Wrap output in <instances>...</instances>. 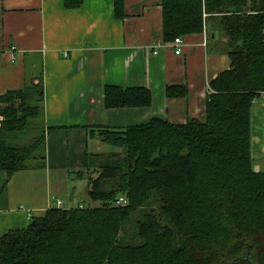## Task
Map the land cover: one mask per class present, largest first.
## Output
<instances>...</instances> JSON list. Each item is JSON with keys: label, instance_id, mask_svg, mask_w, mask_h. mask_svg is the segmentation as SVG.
<instances>
[{"label": "trees", "instance_id": "1", "mask_svg": "<svg viewBox=\"0 0 264 264\" xmlns=\"http://www.w3.org/2000/svg\"><path fill=\"white\" fill-rule=\"evenodd\" d=\"M63 4L77 9L82 0ZM161 7L164 43L205 29L225 40L229 66L209 82L203 116L89 127V139L114 150L88 154L86 169L72 174L87 181L88 200L99 205L51 208L4 233L0 264H264V171L252 157V108L264 94V0H161ZM114 16H124L123 0H114ZM37 79L0 96L7 179L46 165ZM187 93L165 90L167 99ZM151 101L142 87L103 90L105 109ZM133 216L131 243L121 233Z\"/></svg>", "mask_w": 264, "mask_h": 264}, {"label": "crops", "instance_id": "2", "mask_svg": "<svg viewBox=\"0 0 264 264\" xmlns=\"http://www.w3.org/2000/svg\"><path fill=\"white\" fill-rule=\"evenodd\" d=\"M123 11L114 16V0H82L77 9L63 0H0V96L42 76L46 131L44 168L9 179L0 172V236L25 229L48 209L85 207L87 181L72 173L107 146L88 138L89 127L124 129L154 118L184 124L203 116L209 82L229 66L225 40L205 29L181 37L176 55L172 42L162 41L161 0H123ZM106 86L146 88L151 105L105 109ZM168 86L188 93L167 99ZM259 100L252 108L254 159L264 157V94Z\"/></svg>", "mask_w": 264, "mask_h": 264}, {"label": "rangeland", "instance_id": "3", "mask_svg": "<svg viewBox=\"0 0 264 264\" xmlns=\"http://www.w3.org/2000/svg\"><path fill=\"white\" fill-rule=\"evenodd\" d=\"M257 100H259V99H257ZM257 100H255V105H254V107H258L259 106V104H260V100L259 101H257ZM263 112H264V109H263ZM254 116L255 115H253L252 117V135H253V133H254V120H255V118H254ZM256 121V120H255ZM259 122L261 123V124H264V116H262L261 118H260V120H259ZM256 125V124H255ZM257 126V125H256ZM257 128V127H256ZM258 134L260 135V138L262 139V141L264 142V127H261L259 130H258ZM113 150L114 149H112L111 147H109V146H105L104 147V151H105V153H111V152H113ZM262 157V156H261ZM259 157V158H255V162H254V164L256 165L255 166V169L258 171V170H261V171H264V157ZM80 201H81V204L82 205H84L85 207H87L88 205H92V206H98L99 204H97V203H91L89 200H88V198L87 197H85V198H82V197H80ZM90 203V204H89ZM135 218L136 217H132V219H131V221L128 223V225H127V227L125 228V232L123 231L122 233H121V236L122 237H124V238H126L125 240L127 241V242H131V243H134L135 242V240L133 241V238H131L132 236H134V225H133V223H134V221H135ZM130 240H132V241H130ZM137 243V242H136Z\"/></svg>", "mask_w": 264, "mask_h": 264}, {"label": "built area", "instance_id": "4", "mask_svg": "<svg viewBox=\"0 0 264 264\" xmlns=\"http://www.w3.org/2000/svg\"><path fill=\"white\" fill-rule=\"evenodd\" d=\"M181 39L180 38H175L174 40H173V42H172V46H174L175 48H177L176 50H175V54L176 55H178V54H180V44H181ZM153 54H155V52H153ZM1 119V118H0ZM61 203L60 202H58L57 201V205H60ZM125 204V200H124V198L122 197V198H119V200H118V202H117V205L118 206H123Z\"/></svg>", "mask_w": 264, "mask_h": 264}, {"label": "water", "instance_id": "5", "mask_svg": "<svg viewBox=\"0 0 264 264\" xmlns=\"http://www.w3.org/2000/svg\"><path fill=\"white\" fill-rule=\"evenodd\" d=\"M32 224H33V222H32Z\"/></svg>", "mask_w": 264, "mask_h": 264}]
</instances>
